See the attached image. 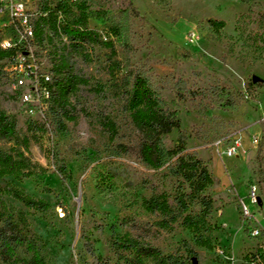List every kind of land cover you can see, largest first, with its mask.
I'll list each match as a JSON object with an SVG mask.
<instances>
[{"label":"rangeland","instance_id":"374dc122","mask_svg":"<svg viewBox=\"0 0 264 264\" xmlns=\"http://www.w3.org/2000/svg\"><path fill=\"white\" fill-rule=\"evenodd\" d=\"M83 6L98 43L72 50L49 30L46 42L32 48L34 65L53 81L58 54H69L82 82L68 89L67 102L26 104L24 90H16L7 73L10 65L0 62V112L16 120L18 131L17 141H0V148L16 147L38 166V174L27 179L0 178V188L20 189L50 205L41 213L6 198L14 216L25 214L47 264H127L129 253L114 245L124 236L184 258L189 245L196 258L189 257L188 264H259L264 256V0H79L66 11L65 22L73 23ZM211 21L224 27L217 30ZM4 24L0 18V41L11 35ZM110 42L113 49L105 46ZM130 68L155 88L160 108L180 121L179 129L163 137L164 146L183 143L185 153L212 174L206 195L213 200V251L196 246L180 223L173 231L162 229L161 217L144 209L153 195L165 193L173 202L183 182L167 165L153 169L139 158L140 134L129 109ZM237 142V155L228 157L226 150ZM252 187L259 195L256 205L249 197ZM183 190L189 192L187 184ZM31 257L20 247L0 264H26Z\"/></svg>","mask_w":264,"mask_h":264},{"label":"trees","instance_id":"16d2710c","mask_svg":"<svg viewBox=\"0 0 264 264\" xmlns=\"http://www.w3.org/2000/svg\"><path fill=\"white\" fill-rule=\"evenodd\" d=\"M87 8H80V13L73 23L62 27V34L68 37L72 50L83 49L88 41L98 43L93 33L88 30L89 16ZM213 28L219 30L224 27L223 22L211 21ZM54 33L57 29L54 26ZM41 34V33H39ZM106 47L113 49V44ZM13 50L0 48V62L15 56ZM55 93L53 101L67 102V91L76 88L82 81L73 73V63L69 54H58L53 67ZM64 78L55 80V76ZM129 89V109L134 127L140 134L139 158L150 168L159 169L167 165L171 176L182 179L173 202L163 193L153 195L143 203L144 209L150 214L161 217L160 227L166 231H173L174 225H180L189 230L194 236L195 245L208 251L215 249V243L210 234L215 229L212 224L213 200L206 195V190L213 185V177L208 168L193 154H186L183 143L174 148H166L163 137L180 128V121L173 113L160 108L159 96L148 79L140 72L129 69L126 75ZM58 93V95H57ZM63 102V103H65ZM67 119L74 121V116L65 112ZM18 140L16 120L0 112V141L13 142ZM37 165L33 164L24 152L16 147L8 150L0 148V178L15 180L27 179L36 172ZM64 174L65 170H61ZM183 184L188 185L189 192L183 190ZM6 198H12L22 203L27 209L47 213L50 205L43 199H34L17 188H0V261L8 262L15 256L16 250L25 247L32 254L26 264H47L41 253L38 239L29 235V221L24 213L13 214V207ZM199 207L198 210H193ZM116 249L129 253L131 256L127 264H188L189 257L196 258L193 249L187 245V258L178 255H164L158 248L143 244L129 236L117 237L114 240ZM259 264H264V256L258 258ZM255 261V260H253Z\"/></svg>","mask_w":264,"mask_h":264},{"label":"built area","instance_id":"2783aa9c","mask_svg":"<svg viewBox=\"0 0 264 264\" xmlns=\"http://www.w3.org/2000/svg\"><path fill=\"white\" fill-rule=\"evenodd\" d=\"M78 4L79 0H0V18L5 20L4 27L11 34L0 41V48L16 53L13 58L6 60L10 65L7 73L14 81L16 90H24L22 97L26 104L40 106L52 98L54 90L51 74H41L34 65L32 48L44 44L49 37L48 31L53 30L54 26L58 30L55 35L62 36L69 43L61 30L67 24L66 11ZM238 149L237 142L226 150V155L234 157ZM249 197L253 205L259 203L255 187L251 188ZM248 216L249 211L244 207L243 217ZM255 234L259 235V232Z\"/></svg>","mask_w":264,"mask_h":264},{"label":"water","instance_id":"95a60500","mask_svg":"<svg viewBox=\"0 0 264 264\" xmlns=\"http://www.w3.org/2000/svg\"><path fill=\"white\" fill-rule=\"evenodd\" d=\"M258 80H259L258 78H256V77L254 78V81H255V82H257Z\"/></svg>","mask_w":264,"mask_h":264}]
</instances>
